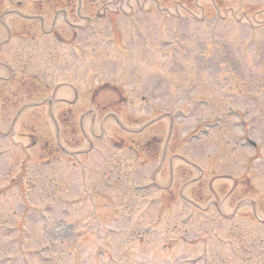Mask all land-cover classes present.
I'll return each mask as SVG.
<instances>
[{
	"label": "rangeland",
	"instance_id": "obj_1",
	"mask_svg": "<svg viewBox=\"0 0 264 264\" xmlns=\"http://www.w3.org/2000/svg\"><path fill=\"white\" fill-rule=\"evenodd\" d=\"M112 110L142 135L102 124ZM169 130L173 152L134 157ZM0 133V190L21 167L23 185L0 196V257L42 240L43 215L79 234L55 264H260L264 0H0Z\"/></svg>",
	"mask_w": 264,
	"mask_h": 264
}]
</instances>
